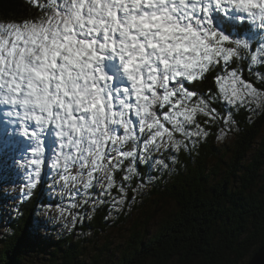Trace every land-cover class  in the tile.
<instances>
[{
  "label": "snow or ice",
  "instance_id": "1",
  "mask_svg": "<svg viewBox=\"0 0 264 264\" xmlns=\"http://www.w3.org/2000/svg\"><path fill=\"white\" fill-rule=\"evenodd\" d=\"M30 3L37 16L0 21V116L28 142L22 195L38 185L51 147L53 182L70 196L56 206L61 217L104 204L89 195L96 185L121 211L147 186L141 180L129 198L142 162L164 170L176 161L154 153L191 151L208 136L204 125L231 129L239 110H264V0ZM244 61L255 81L244 78ZM213 73L215 91L192 87ZM215 101L228 106L223 116Z\"/></svg>",
  "mask_w": 264,
  "mask_h": 264
},
{
  "label": "trees",
  "instance_id": "2",
  "mask_svg": "<svg viewBox=\"0 0 264 264\" xmlns=\"http://www.w3.org/2000/svg\"><path fill=\"white\" fill-rule=\"evenodd\" d=\"M38 14L30 0H0V21H20ZM243 65L244 78L255 81L247 61ZM213 75L192 87L215 91ZM212 106L221 116L228 111L222 101ZM257 113L241 109L235 114L239 123L233 125L236 134L228 144L230 149L219 148L218 136L226 127L221 120L204 125L209 134L194 148L189 142L191 151L162 152L159 158L176 157L175 163L166 161L169 169L148 172L149 164H140L142 176L133 179L128 196L133 195L131 187L143 180L146 191L136 196L135 206L146 219L157 212L159 216L155 228L135 223L123 248H111L106 232L111 226L123 225L128 214L115 212L113 219L111 201L105 196L101 198L105 203L89 214L85 206L77 208L80 220L70 222L71 230L64 227L54 236L38 232L45 227L38 223L41 212L49 205L61 206L59 189L53 194L48 185L54 175L41 174L31 195L24 196L26 179L20 180L19 173L0 157V264H245L264 245V137L255 142L264 126V114ZM199 120L203 123L205 117ZM211 159L214 164L209 163ZM121 175L117 173L118 181ZM149 176L153 177L150 181ZM19 183L23 184L16 191L19 196L9 202L13 194L5 185ZM75 197L77 201L85 198L81 192ZM100 236L105 237L103 244L97 240Z\"/></svg>",
  "mask_w": 264,
  "mask_h": 264
},
{
  "label": "rangeland",
  "instance_id": "3",
  "mask_svg": "<svg viewBox=\"0 0 264 264\" xmlns=\"http://www.w3.org/2000/svg\"><path fill=\"white\" fill-rule=\"evenodd\" d=\"M253 70H255V69H253ZM257 111H258L257 114H259L258 116H260L261 114H264V110H257ZM2 121H3V117L0 116V126L5 128L4 123ZM235 134H236V131H235L234 126H232L231 129H229L228 127H225V129H223V131H221L220 135L218 136V137L223 136L222 139L217 140L219 142V148L220 147H223V148L227 147V149H230L228 144H229V142H231L234 139ZM13 136L15 137L18 144L24 143L28 147V142L24 138L20 137L18 134L13 135ZM262 137H264V126H262L260 133H259V137L256 139L255 142L257 143ZM2 142H3L2 143L3 148L4 149L6 148L5 149L6 152L4 150H1V147H0V150L2 151V152L0 151V156H6L7 161H5V164L8 165V163H10L14 168L18 169L21 172V174H23V179H26L27 169L24 172V160L26 158H30V154L26 151V155L24 157L20 156V158L18 159L17 157L12 155L11 149L9 147H7V146H12V144L7 142L6 140H2ZM256 143L253 145V147L247 153L248 156L252 153L253 148L255 147ZM4 144H6L7 146ZM51 151H52L51 147H49V149L46 151V154L48 155ZM13 152L15 154H17L16 151H13ZM162 152L161 153H154L153 158H159L160 154H162ZM225 157L228 158V157H230V155L227 153ZM161 158H163V157H161ZM245 158L248 159L247 155ZM144 163L149 164L148 165V168H149L148 172H150L151 170H153L155 168V167H150V165L153 164V160H150L149 162H144ZM209 163L214 164V160L211 159ZM210 167L211 166H209V169H210ZM139 171H140V168H139ZM51 172L55 173L54 170H52ZM7 174L11 175V174H13V172H10V173L8 172ZM54 179H58V177L56 176V173H55ZM54 179L48 185L51 187V191L53 194H55V192L59 189L60 197H61L60 204L63 207H67L69 202H70L69 192H68V190L63 189L61 184L54 183L53 182ZM20 180H22V178H20ZM20 185H23V184L19 183V184H13V185H5L6 187L7 186L9 187L10 191L13 194V196L10 195L9 202H15L16 201L15 198H17V196H19V192H16V191L20 189ZM144 190L146 191V187L142 190V193H144L143 192ZM73 191H74V193L81 192L82 194H84V190L82 188L74 189ZM89 195L92 197V199H101L103 195L101 194L100 186L96 185L94 187V192H92V193L89 192ZM76 198L77 197H75V199ZM106 199L108 201H111L110 197H106ZM5 207H6V205H5ZM85 207H86L85 212L87 214H89L92 211L91 200L89 201V204L86 205ZM7 208H11V207H7ZM9 210L12 211V209H9ZM9 210H8V212H9ZM76 211H77V209H73V214H75ZM115 212L116 211H114V214L112 216L113 219L115 218ZM123 212L128 214L126 222L123 225H118L115 227L111 226V228L106 232V237L109 238V240H110V247L113 249L115 248L116 245L118 246L117 248H123L124 240L127 238L129 232L131 231L132 226L135 223H139L136 225L145 224L148 227L155 228V225H154L155 220L159 216V212H157L153 215V217L151 219H146L145 216L141 215V209H139L135 206V200L130 201V203H126L122 207L121 212L119 211V213H123ZM124 213H123V215H124ZM79 220H80V218H78V221ZM70 222H73L71 217H61L58 215L55 207H53V206H51V208L47 207L45 210H43L41 212V215L38 216V223L41 224V226H45L44 230L40 227V230H38V232H40V233L47 232V234L49 236H54V232H59L64 227L66 228V230L67 229L71 230L73 225H70ZM0 223H2V221H0ZM2 226L3 225H0V231L2 230L1 229ZM104 239H105V237L100 236L97 240L103 244ZM86 261L89 262V259H87Z\"/></svg>",
  "mask_w": 264,
  "mask_h": 264
},
{
  "label": "water",
  "instance_id": "4",
  "mask_svg": "<svg viewBox=\"0 0 264 264\" xmlns=\"http://www.w3.org/2000/svg\"><path fill=\"white\" fill-rule=\"evenodd\" d=\"M245 264H264V245L260 246Z\"/></svg>",
  "mask_w": 264,
  "mask_h": 264
},
{
  "label": "bare ground",
  "instance_id": "5",
  "mask_svg": "<svg viewBox=\"0 0 264 264\" xmlns=\"http://www.w3.org/2000/svg\"><path fill=\"white\" fill-rule=\"evenodd\" d=\"M4 128V127H3ZM0 140H6L7 142H9L10 144H12L14 142V139H12L10 136H6V135H3ZM3 143V142H2ZM2 152V151H1ZM2 155V154H1ZM49 171V170H48Z\"/></svg>",
  "mask_w": 264,
  "mask_h": 264
}]
</instances>
